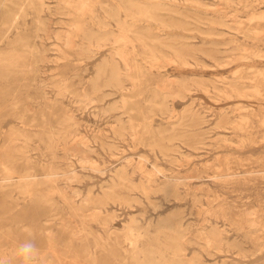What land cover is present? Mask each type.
Segmentation results:
<instances>
[{"label": "rangeland", "instance_id": "rangeland-1", "mask_svg": "<svg viewBox=\"0 0 264 264\" xmlns=\"http://www.w3.org/2000/svg\"><path fill=\"white\" fill-rule=\"evenodd\" d=\"M82 1L87 5H80ZM138 1L157 4V18L139 17L134 25L121 28L112 11L117 0H44L41 10L31 0H0V21L13 23L8 35L19 39L16 53L24 57L0 61V126L22 129L21 138L13 141L15 147L11 144L12 179L31 181L26 191L18 185L0 188V231L18 234V242L28 237L27 228H33L39 239L49 238L28 264H49L53 259L52 264H136L147 248H156L168 259L183 258L188 264H264V82H259L260 78L264 81V0ZM253 12L259 13L257 20L251 19ZM119 17L128 19L124 11ZM237 19L253 26V33H246ZM122 31H126L125 38L113 42L116 36L125 35ZM95 33L113 39L95 48L89 41V34ZM118 45L125 48L123 52ZM7 46L0 41V50ZM36 47L45 49L43 61H33ZM252 51L256 56H249ZM112 52L123 71L137 64L145 68L136 83L126 79L124 88L116 87L106 82L108 74L97 77L98 66ZM3 71L11 74L3 77ZM173 90H179L180 97L164 98ZM122 96L127 98L125 106ZM116 100L117 108H111ZM25 109L27 115L45 116L46 124L25 125L16 116ZM44 131L57 136L50 142ZM2 168L0 164V176ZM143 171L150 175L144 172V176ZM75 206L82 207V212ZM133 216L137 222L126 229ZM178 219L183 222L181 233ZM67 223L82 237L71 238L65 230ZM208 229L218 230V236ZM211 235L218 237L215 243ZM10 242L0 259L6 264H25L12 251L11 238ZM177 245H181L179 251Z\"/></svg>", "mask_w": 264, "mask_h": 264}, {"label": "bare ground", "instance_id": "bare-ground-1", "mask_svg": "<svg viewBox=\"0 0 264 264\" xmlns=\"http://www.w3.org/2000/svg\"><path fill=\"white\" fill-rule=\"evenodd\" d=\"M32 2H33V4H35V7H36V9H38V10H41L42 9V6L45 4V2H44V0H31ZM86 1H88V0H86ZM186 1V0H185ZM192 1V0H191ZM199 1V0H198ZM241 1V0H240ZM243 1V0H242ZM246 1V0H245ZM117 4L116 5H114L113 7H112V11H113V14H114V16L116 17V20H117V22H118V24L121 26V28L123 27H125L126 26V24H130V25H134L135 24V22H137L138 20H140L139 19V17H144V18H152V19H154V18H157L156 17V14L154 13V9H156V7L158 6L157 4H155V5H145L144 3L142 4L140 1H138V0H117ZM174 2V1H173ZM229 2V1H228ZM232 2V1H231ZM66 3H68V2H66ZM82 4H80V5H87L86 4V2H84L83 3V1L81 2ZM161 3V2H160ZM254 3V2H253ZM92 4V3H91ZM104 4V3H103ZM199 4V3H198ZM201 4V3H200ZM247 4V3H246ZM74 5V4H73ZM47 6V5H46ZM167 6V5H166ZM79 7V6H78ZM77 7V8H78ZM87 7V6H86ZM173 7V6H172ZM82 8V7H81ZM81 8H79V11H80V9ZM184 8H185V6H184ZM68 9V8H67ZM76 9V8H75ZM83 9V8H82ZM172 9V8H171ZM173 10H174V8H173ZM83 11V10H82ZM81 11V12H82ZM121 11H124L125 12V15H126V17L128 18V19H123V18H120L119 17V13H121ZM165 12V11H164ZM175 12V11H174ZM180 13V12H179ZM222 13V12H221ZM235 13V12H234ZM62 14V13H61ZM69 14V13H68ZM70 14H73V13H70ZM217 14V13H216ZM262 14V13H261ZM258 15H259V13H257V12H253V14L251 15V19H253L254 20V18L256 19V18H258ZM17 16V15H16ZM162 17V16H161ZM226 17V16H225ZM224 17V18H225ZM263 17H264V15H263ZM221 18V17H220ZM250 18V17H249ZM241 19V18H240ZM240 19H237V21H238V24H239V26L241 27V28H243L244 29V31L246 32V33H248V32H252V31H254L251 27H253V26H251V25H246V24H244V21L243 20H240ZM49 20V19H48ZM252 20V21H253ZM257 20V19H256ZM39 22H41L40 20H39ZM69 22V21H68ZM116 22V21H115ZM250 22V21H249ZM163 24H164V22H162ZM181 23H183V22H181ZM219 23V22H218ZM233 23H235V22H233ZM222 24V23H221ZM225 25H226V23H224ZM74 25V24H73ZM165 25V24H164ZM230 27H231V25L230 24H228ZM227 25V26H228ZM253 25V24H252ZM12 26H13V23H11L10 21H0V41H4V42H6V43H8V48L7 49H5V51H3V50H0V61H21V60H23V56L22 55H20V54H18V53H16V51H17V47H16V43L19 41V39L18 38H11L10 39V37H9V35H8V33H9V31L11 30V28H12ZM183 26V25H182ZM181 26V27H182ZM71 27V26H70ZM169 27V26H168ZM76 28V27H75ZM104 28V27H103ZM165 28V27H164ZM233 28V27H232ZM60 29V28H59ZM233 29H236V28H233ZM255 29H256V27H255ZM51 30V29H50ZM61 30V29H60ZM119 30H122V29H119ZM261 30V29H260ZM67 31V30H66ZM66 31H64V33L66 32ZM124 31V30H123ZM121 32V33H126V31L125 32ZM130 31V30H129ZM128 31V32H129ZM237 31V30H236ZM264 31V30H263ZM56 32V31H55ZM53 33V34H56V33ZM111 32V31H110ZM134 32V31H133ZM165 32V31H164ZM260 32H262V31H260ZM259 32V33H260ZM59 33V32H58ZM57 33V34H58ZM67 33H68V35H67ZM135 33H137V32H135ZM201 33V32H200ZM239 33V32H238ZM246 33H244V34H246ZM253 33V32H252ZM56 34V35H57ZM67 36H69V32H66L65 33ZM141 34V33H140ZM220 34V33H219ZM243 34V35H244ZM256 34V33H255ZM56 35H54V36H56ZM142 35V34H141ZM145 35V34H144ZM248 34H246V35H244V36H247ZM257 35L259 36V34L257 33ZM58 36V35H57ZM61 36V35H60ZM116 36V35H115ZM125 36H126V34L125 35H119V36H116V38H114V40H113V42H118L119 41V39L121 40V39H124L125 38ZM163 36V35H162ZM219 36V35H218ZM251 36V37H250ZM249 38H252V35H249L248 36ZM247 37V38H248ZM57 38V37H56ZM69 39H70V36L68 37ZM147 38V37H146ZM255 39L257 38V39H259L258 37H254ZM23 39V38H22ZM67 39V38H66ZM65 39V41L67 42V40ZM113 38L112 37H110L109 36V34H106V33H95V34H89V41L94 45V47L96 46V47H104V46H106L107 45V41H109V40H112ZM150 39V38H149ZM152 39H155V37L154 38H152ZM158 39H160V38H158ZM161 39H162V37H161ZM59 40V39H58ZM131 40H132V37H131ZM141 40H142V38H141ZM167 40V39H166ZM232 40V39H231ZM63 41V40H62ZM61 41V42H62ZM235 41H236V39H235ZM64 42V41H63ZM65 42V45H67V43ZM126 42H128V41H126ZM231 42H233V41H231ZM230 42V43H231ZM110 43H112V42H110ZM134 43V42H133ZM228 43V42H227ZM10 44V45H9ZM52 44H54L55 45V43H52ZM92 44H91V46H92ZM164 44V43H163ZM166 44V43H165ZM168 44V43H167ZM56 45H58V44H56ZM55 45V46H56ZM148 45V44H147ZM179 45V44H178ZM213 45V44H212ZM53 46V45H52ZM59 46V45H58ZM68 46V45H67ZM70 46V45H69ZM72 46V45H71ZM91 46H89V51H94L93 50V48L91 47ZM167 46V45H166ZM169 46V45H168ZM173 46H175L174 44H173ZM216 46V45H215ZM95 47V48H96ZM113 47H115V46H113ZM118 48H120L119 47V45L117 46ZM134 47V46H133ZM145 47H146V45H145ZM171 48H172V46H170ZM238 47V46H237ZM239 47H241V46H239ZM238 47V48H239ZM135 48V47H134ZM155 48V47H154ZM154 48L152 47V51H154L153 53L155 54V50H154ZM59 49V48H58ZM101 49V48H100ZM113 49H115V48H113ZM121 49V51H122V49H125V48H123V47H121L120 48ZM119 49V50H120ZM173 49V48H172ZM176 49V48H175ZM174 49V50H175ZM235 49V48H234ZM241 49V48H240ZM245 49V48H244ZM248 49V48H247ZM252 49V48H251ZM251 49H248V50H246V51H250ZM254 49V48H253ZM48 50V49H47ZM118 49H116V54H117V52H119V51H117ZM178 50V49H177ZM239 50V49H238ZM44 51H45V49H43V50H40L39 48H37L36 47V54H35V57L33 58V61H43L46 57H45V54H44ZM87 51V50H86ZM120 51V52H121ZM161 51V50H160ZM234 51V50H233ZM232 51V52H233ZM237 51V50H236ZM241 51V50H240ZM242 51H244V50H242ZM258 51V50H257ZM123 52V51H122ZM162 52V51H161ZM160 52V53H161ZM175 52H177V51H175ZM201 52V51H200ZM235 52V51H234ZM233 52V53H234ZM253 52V53H252ZM252 52H250L249 53V56H250V54H255V52L254 51H252ZM153 54V55H154ZM176 54H178V55H180L179 53H176ZM225 54V53H224ZM243 54V53H242ZM119 55H121V54H119L118 53V56ZM166 55V54H165ZM183 55V54H182ZM238 55V54H237ZM150 56V55H149ZM169 56V55H168ZM170 56H172L171 55V53H170ZM169 56V57H170ZM184 56V55H183ZM188 56H190V55H188ZM210 56V55H209ZM242 56V55H241ZM247 56V55H246ZM255 56H256V54H255ZM261 56V55H260ZM55 57V56H54ZM120 57V56H119ZM208 57V56H207ZM236 57V56H235ZM234 57V58H235ZM121 58H122V56H121ZM155 58V57H154ZM153 58V59H154ZM232 59V60H235V59ZM244 58H247V57H244ZM59 59V58H58ZM61 59V58H60ZM59 59V60H60ZM185 59V58H184ZM193 59V58H192ZM223 59V58H222ZM230 59V58H229ZM236 59L238 60V57H236ZM242 59V58H241ZM248 59V58H247ZM61 60H64V59H61ZM135 60H137V59H135ZM160 60V59H159ZM166 60H169L170 61V59L169 58H167ZM172 60H173V57H172ZM171 60V61H172ZM187 60V59H186ZM218 60V59H217ZM228 60V59H227ZM231 60V59H230ZM231 60V61H232ZM236 60V61H237ZM102 61H104V62H102L99 66H98V69H97V77L98 78H100L103 74H108V77H107V79H106V82L108 83V84H110V85H114V86H116V87H123V82H124V80H126V79H128V80H130V82H132L133 84L134 83H136V81H137V79H138V76H139V74L141 73V72H143V69H145V68H142V66H141V64H137V65H135L134 66V68H127L125 71H123L122 69H121V67L119 66V64H118V62H117V59L115 58V56H114V53L112 52V54H111V57L110 58H105L104 60H102ZM124 61V60H123ZM133 61V60H132ZM155 61V60H154ZM162 61V60H161ZM219 61H222V60H219ZM224 61H226V60H224ZM137 62V61H136ZM163 62V61H162ZM186 62H188V61H186ZM190 62V61H189ZM206 62V61H205ZM204 62V63H205ZM227 62V61H226ZM124 63V62H123ZM133 63H134V61H133ZM215 63H218V62H215ZM222 64H224V63H222ZM221 64V65H222ZM125 65H128V63H126ZM150 65H151V63H150ZM193 65V64H192ZM219 65V64H218ZM228 65V64H227ZM22 66V65H21ZM152 66H153V64H152ZM211 66V65H210ZM216 67V66H215ZM243 67V66H242ZM246 67V66H245ZM253 67L254 66H252V68L251 69H253ZM153 68V67H152ZM255 68V67H254ZM260 68V67H259ZM160 69H161V66H160ZM250 69V70H251ZM261 69V68H260ZM264 69V68H263ZM240 70V69H239ZM247 70V69H246ZM235 71V70H234ZM249 71V70H248ZM254 71L256 72V70L254 69ZM257 71H261V70H257ZM262 71H264V70H262ZM262 71H261V73H262ZM3 72H5V73H2V75H3V77H5V76H9V74H11V71H3ZM13 72V71H12ZM242 72V71H241ZM244 72V71H243ZM245 73V72H244ZM244 73H243V75H244ZM250 74V73H249ZM252 74H254V73H252ZM257 74V73H256ZM258 75H260V74H258ZM263 75V74H262ZM169 76V75H168ZM236 76V75H235ZM241 76V75H240ZM250 76V75H249ZM253 76V75H252ZM254 76H255V74H254ZM257 76V75H256ZM264 76V75H263ZM234 77V76H233ZM244 77H245V75H244ZM259 77H261V76H258L257 78H259ZM203 78V77H202ZM225 78V77H224ZM240 78H242V77H240ZM245 78H248V77H245ZM250 78V77H249ZM254 78H256V77H254ZM173 79V78H172ZM172 79H170V80H172ZM178 79V78H177ZM220 79V78H219ZM227 79V78H226ZM263 79V78H262ZM174 80V79H173ZM225 80V79H224ZM230 80V79H229ZM243 80V79H242ZM245 80V79H244ZM247 80V79H246ZM185 81V80H184ZM226 81V80H225ZM228 81V80H227ZM226 81V82H227ZM240 81V80H239ZM252 81H254L253 79H252ZM257 81H258V79H257ZM211 82V81H210ZM224 82V81H223ZM251 82V81H250ZM259 82H264V81H261V78H260V81ZM139 83H140V81H139ZM212 83V82H211ZM234 83V82H233ZM254 83H255V81H254ZM184 84H185V82H184ZM184 84H182V85H184ZM225 84V83H224ZM228 84H230V83H228ZM238 84V83H237ZM240 84V83H239ZM259 84V83H258ZM130 85V84H129ZM160 84H158L157 86H159ZM198 85V84H197ZM203 85V84H202ZM232 85H234V84H232ZM242 85V84H241ZM244 85V84H243ZM246 85H247V83H246ZM256 85V84H255ZM255 85H253V86H255ZM260 85V84H259ZM258 85V86H259ZM264 85V84H263ZM125 86V85H124ZM170 86V85H169ZM199 86V85H198ZM204 86V85H203ZM208 86V85H207ZM238 86V85H237ZM245 86V85H244ZM160 87H161V85H160ZM188 87V86H187ZM200 87V86H199ZM216 87V86H215ZM225 87V86H224ZM223 87V88H224ZM229 87H231L230 85H229ZM236 87V86H235ZM246 87H248V86H246ZM249 87H250V85H249ZM256 87V86H255ZM254 87V88H255ZM124 88V87H123ZM155 88V87H154ZM203 88V87H202ZM205 88H206V86H205ZM208 88H209V86H208ZM222 87H220V89H221ZM237 88V87H236ZM257 88V87H256ZM264 88V87H263ZM121 89V88H120ZM135 89V88H134ZM157 89V88H156ZM155 89V90H156ZM161 89V88H160ZM177 89V88H176ZM204 89V88H203ZM217 89V88H216ZM225 89V88H224ZM251 90H252V88H250ZM249 89V90H250ZM162 90V89H161ZM205 90H207V89H205ZM226 90V89H225ZM228 90V89H227ZM226 90V91H227ZM234 91H235V89H233ZM242 90H243V88H242ZM249 90H245V91H249ZM256 90V89H255ZM263 90V89H262ZM154 91V90H153ZM177 90H173V91H170V92H164L165 93V97L164 98H166L168 95H174V97L176 96V95H180L178 92H179V90H178V92H176ZM219 91V90H218ZM233 91V92H234ZM245 91H244V93H245ZM256 91H258V90H256ZM190 92V91H189ZM208 92V91H207ZM210 92H212V91H210ZM220 92V91H219ZM236 92V91H235ZM252 92V91H251ZM154 93V92H153ZM222 93V92H221ZM224 93V92H223ZM227 93V92H226ZM230 93V92H229ZM228 93V94H229ZM238 93V92H237ZM253 93H255V91L253 92ZM261 92L259 91V94H260ZM155 94V93H154ZM236 94V93H235ZM247 94V93H246ZM246 94H244V95H246ZM252 94V93H251ZM159 95V93L158 92H156V96H158ZM210 95V94H209ZM219 95V94H218ZM224 95V94H223ZM240 95H241V93H240ZM248 95V94H247ZM107 96H109L108 94H107ZM214 96V95H213ZM215 96H216V94H215ZM224 96H226V95H224ZM230 96H232V95H230ZM238 96H239V94H238ZM249 96V95H248ZM261 96H263V98H264V95L262 94ZM124 96H122V99H123V106H125L126 105V103H127V98H123ZM169 97H171V96H169ZM180 97V96H179ZM184 97H186V96H184ZM218 97H220V96H218ZM228 97V96H227ZM226 97V98H227ZM243 97V96H242ZM249 97H251V96H249ZM257 97V96H256ZM134 98V97H133ZM155 98V97H154ZM216 98V97H215ZM231 98V97H230ZM54 99V98H53ZM56 99V98H55ZM220 99V98H219ZM256 99V98H255ZM150 100H151V98H150ZM150 100H149V102H150ZM257 100V99H256ZM94 101H96V100H94ZM152 101V100H151ZM85 102V101H84ZM114 102H116V103H112V105H111V108H117V100L116 101H114ZM168 102V101H167ZM219 102V101H218ZM221 102V101H220ZM193 103V102H192ZM192 103H190V104H192ZM240 103V102H239ZM160 104V103H159ZM163 105H165V103L163 102ZM193 105V104H192ZM240 105V104H239ZM264 105V104H263ZM30 106V105H29ZM166 106V105H165ZM257 106H260V105H257ZM120 107V106H119ZM118 107V108H119ZM167 107V106H166ZM243 107V106H242ZM246 107V106H245ZM263 107V106H262ZM261 107V108H262ZM168 108V107H167ZM249 108V107H248ZM251 108V107H250ZM121 109V108H120ZM207 109V108H206ZM225 109V108H224ZM112 110V109H111ZM132 110V109H131ZM192 110V109H191ZM190 110V111H191ZM239 110V109H238ZM70 111V110H69ZM167 111H169V110H167ZM188 111V110H187ZM221 111H223V110H221ZM240 111V110H239ZM256 111V110H255ZM254 111V112H255ZM162 112V111H161ZM263 112V111H262ZM261 112V113H262ZM27 113H28V110H24V111H17V114H16V116L20 119V121L21 122H23L25 125H38V123L37 122H39V121H41V125H45L46 124V122H45V116H43L42 117V119H39L37 116H35V114H33V115H27ZM124 113V112H123ZM264 114V113H263ZM253 115V114H252ZM241 116V115H240ZM244 116V115H243ZM131 117V116H130ZM129 117V118H130ZM246 116H244L243 118H245ZM263 117V116H262ZM76 118V117H75ZM205 118V117H204ZM249 118V117H248ZM131 119H132V117H131ZM130 119V120H131ZM240 119V118H239ZM239 119L238 120H236V123H237V121H239ZM264 119V118H263ZM129 120V119H128ZM181 120V119H180ZM248 120V119H247ZM137 121V120H136ZM249 121V120H248ZM124 122H125V120H124ZM140 123V122H139ZM186 123V122H185ZM232 123H235V122H232ZM245 123V122H244ZM244 123H243V126H244ZM249 123V122H248ZM264 123V122H263ZM114 124H116V123H114ZM125 124V123H124ZM130 124H131V121H130ZM241 124V123H240ZM239 123H238V126L237 127H240L239 125H240ZM133 125V124H132ZM171 125H173V124H171ZM220 125V124H219ZM263 125V124H262ZM133 126H135V125H133ZM174 126V125H173ZM52 128L54 127V126H51ZM226 127V126H225ZM244 127H246V124H245V126ZM77 128V127H76ZM136 128V127H135ZM134 127H133V130H136ZM236 128V127H235ZM240 128H242V126L240 127ZM3 129V130H2ZM70 128H67V130H69ZM122 129H124V128H122ZM238 129V128H237ZM20 130H22L21 128H19V127H17L16 125H13V126H11L10 128H8L7 130H5L4 129V127H2V126H0V138H1V140H0V156H2V159H1V161H0V164L3 166V168H2V176H0V188H4V187H9V186H13V185H18V186H20L21 188H23V190L24 191H26L28 188H29V186H30V182L31 181H29L28 179H25V178H23V180L22 181H19V182H14L13 181V166L11 165V162L13 161V154H12V148H11V144H12V142L13 141H15L16 139H19V138H21L20 137V135H21V132H20ZM76 131H77V129H75ZM168 130V129H167ZM172 130H173V127H172ZM169 131H171V129L169 130ZM194 131V130H193ZM245 131V130H244ZM65 132V131H64ZM118 132V131H117ZM128 132H129V130H128ZM166 132V131H165ZM168 132V131H167ZM176 132V131H175ZM190 132V131H189ZM44 133L48 136V138H49V140H50V142L51 141H53L54 140V138L57 136L56 135V132H53V131H50V132H48V131H44ZM137 133V132H136ZM136 133H134L135 134V136H136ZM212 133V132H211ZM71 134H73V133H71ZM101 134V133H100ZM122 134V133H121ZM132 134V133H131ZM130 134V135H131ZM161 134H163L162 132H161ZM125 135V134H124ZM138 135V134H137ZM183 135V134H182ZM222 135V134H221ZM224 135V134H223ZM22 136V135H21ZM120 136V135H119ZM25 137V136H24ZM168 137V136H167ZM167 137H166V139H167ZM176 137H177V135H176ZM124 138V137H123ZM136 138V137H135ZM184 138V137H183ZM137 139H138V137H137ZM151 139V138H150ZM171 139V138H170ZM173 139H174V135H173ZM242 139V138H241ZM261 139V138H260ZM78 140H79V138H78ZM140 140H141V138H140ZM17 141V140H16ZM156 141V140H155ZM3 142V143H2ZM171 142V141H170ZM238 142V141H237ZM253 142V141H252ZM2 143V144H1ZM14 143L15 142H13V146H14ZM17 143V142H16ZM71 143V142H70ZM114 143V142H113ZM113 143H111V144H113ZM154 143H156V142H154ZM232 143V142H231ZM239 143V142H238ZM72 144H74V143H72ZM84 143H82V145H83ZM129 144V143H128ZM1 145H3V146H1ZM20 145V144H19ZM18 145V146H19ZM106 145V144H105ZM115 145V144H114ZM151 145V144H150ZM154 145V144H153ZM235 145H236V143H235ZM243 145V144H242ZM72 146H74V145H72ZM160 146V145H159ZM158 146V147H159ZM176 146V145H175ZM174 146V147H175ZM179 145H177V147H178ZM209 146V145H208ZM244 146V145H243ZM2 147V148H1ZM15 147V146H14ZM70 147V146H69ZM74 147H77V146H74ZM80 147V146H79ZM89 147V146H88ZM110 147V146H109ZM112 147V146H111ZM168 147V146H167ZM171 147V146H170ZM173 147V148H174ZM239 147V146H238ZM241 147V146H240ZM16 148H17V146H16ZM22 148V147H21ZM78 148V147H77ZM116 148V147H115ZM172 148V147H171ZM196 148H197V146H196ZM18 150H20V149H18ZM70 150H74V149H70ZM78 150V149H77ZM76 150V151H77ZM80 150V149H79ZM93 150V149H92ZM174 150V149H173ZM69 151V150H68ZM167 151V150H166ZM177 151V150H176ZM79 152V151H78ZM24 153V152H23ZM72 153V152H71ZM74 153H76V152H73V155H74ZM85 153V152H84ZM83 153V154H84ZM86 154V153H85ZM252 154V153H251ZM72 155V154H71ZM218 155V154H217ZM56 157V156H55ZM65 157V156H64ZM84 157H86V156H84ZM87 157H89L90 158V156H87ZM86 157V158H87ZM175 157V156H174ZM193 157V156H192ZM56 159H57V157H56ZM66 159V158H65ZM91 159V158H90ZM149 159V158H148ZM192 159V158H191ZM66 160H68V159H66ZM81 160V159H80ZM134 160H136V159H134ZM139 160V159H138ZM172 160V159H171ZM170 160V161H171ZM175 160V159H174ZM220 160V159H219ZM239 160H241V159H239ZM81 161H83V159L81 160ZM86 161H87V159H86ZM93 161H95V160H93ZM126 161H128V160H126ZM190 161V160H189ZM243 161V160H242ZM246 161V160H245ZM78 162V161H77ZM85 161H83V164H85L84 163ZM90 162V161H89ZM139 162V161H138ZM187 162V161H186ZM219 162V161H218ZM88 163V162H87ZM97 163V162H96ZM131 163V162H130ZM140 163V162H139ZM212 163V162H211ZM92 164H95V163H91V165H90V167L92 166ZM174 164V163H173ZM51 165V164H50ZM131 165V164H130ZM138 165V164H137ZM185 165V164H184ZM66 166H67V164H66ZM138 166H141V163H140V165H138ZM182 166V165H181ZM58 167V166H57ZM71 167V166H70ZM93 167V166H92ZM94 167H96V165L94 166ZM97 167H98V165H97ZM208 167V166H207ZM123 169L124 167H120V169ZM134 168V167H133ZM142 168H143V166H142ZM230 168V167H229ZM68 169H69V167H68ZM121 169V170H122ZM140 169H141V167H140ZM145 169V168H144ZM51 170H53V169H51ZM54 170H55V168H54ZM65 170V169H64ZM120 170V171H121ZM149 170V169H148ZM237 170V169H236ZM123 171V173L122 174H124V170H122ZM155 171V170H154ZM153 171V172H154ZM119 172V171H118ZM144 172H146V171H143V174H144ZM150 172V171H149ZM149 172H146V173H148L149 175H150V173ZM156 172V171H155ZM154 172V173H155ZM190 172V171H189ZM73 174H74V171L72 172ZM76 173V172H75ZM105 173V172H104ZM121 173V172H120ZM73 174H71L72 175V177H74L73 176ZM151 174H153V173H151ZM155 174H157V173H155ZM186 174V173H185ZM190 174V173H189ZM69 175H70V173H69ZM70 175V176H71ZM75 175V174H74ZM120 175V174H119ZM118 175V176H119ZM158 175V174H157ZM187 175V174H186ZM59 176V175H58ZM68 176V175H67ZM69 176V177H70ZM116 176V175H115ZM144 176H146L145 174H144ZM148 176V175H147ZM25 177V176H24ZM49 177V176H48ZM72 177H70V180H71V178ZM76 177H78V176H76ZM122 177V176H121ZM126 177H128V176H126ZM155 177H157V176H155ZM246 177V176H245ZM120 178V177H119ZM124 178V177H123ZM123 178H122V180H123ZM129 178V177H128ZM58 179V178H57ZM130 179V178H129ZM141 179V178H140ZM147 179V178H146ZM168 179V178H167ZM166 179V180H167ZM47 180H49V179H47ZM79 180V179H78ZM147 180H149L150 181V179H147ZM153 179H152V176H151V181H152ZM69 181V180H68ZM115 181V179H113V182ZM150 181V182H151ZM175 181H176V179H175ZM124 182V181H123ZM153 182V181H152ZM172 182V181H171ZM253 182V181H252ZM116 183H117V181H116ZM132 183H135V182H132ZM132 183H130V185L132 184ZM140 183V182H139ZM154 183V182H153ZM156 183V182H155ZM157 183L159 184V182L157 181ZM173 183V182H172ZM178 183V182H177ZM146 185V183L144 182L143 183V185ZM170 184V183H169ZM176 184V183H175ZM242 184V183H241ZM100 185H102V184H100ZM123 185V187H126V188H129L130 189V187H128V186H124V184H122ZM150 185V184H149ZM157 185V184H156ZM186 185V184H185ZM110 186V185H109ZM119 186V185H118ZM136 186H137V184H136ZM165 186V185H164ZM167 186V185H166ZM169 186V185H168ZM174 186V185H173ZM178 186V185H177ZM113 187V186H112ZM138 187H139V185H138ZM144 187V186H143ZM150 187V186H149ZM157 187H160V186H158L157 185ZM170 187V186H169ZM175 187V186H174ZM57 188V187H56ZM135 188V187H134ZM137 188V187H136ZM135 188V189H136ZM146 188V187H145ZM152 188H155V187H153L152 186ZM151 188V189H152ZM166 188V187H165ZM212 188V187H211ZM254 188V187H253ZM62 189V188H61ZM138 189V188H137ZM140 189V188H139ZM144 189V188H143ZM147 189V188H146ZM151 189H149V190H151ZM167 189H168V187H167ZM172 189V188H171ZM171 189H170V192H171ZM57 190V189H56ZM64 190V189H63ZM62 190V191H63ZM104 190V189H103ZM153 190V189H152ZM169 190V189H168ZM198 190V189H197ZM203 190V189H202ZM228 190V189H227ZM58 191H59V193L61 192L59 189H58ZM154 191V190H153ZM161 191H162V189H161ZM210 191V190H209ZM72 193H73V191H71ZM173 192V191H172ZM30 193V192H29ZM80 193V192H79ZM168 193V192H167ZM174 193V192H173ZM209 193V192H208ZM171 194V193H170ZM175 194V193H174ZM188 194V193H187ZM197 194V193H196ZM62 195V194H61ZM60 195V196H61ZM65 195V194H64ZM126 195H128V194H126ZM145 195V194H144ZM149 195V194H148ZM166 195V194H165ZM63 196V195H62ZM78 196V195H77ZM116 196H118L119 197V195H116ZM64 197V196H63ZM68 197V196H67ZM183 197V196H182ZM73 198V197H72ZM121 198V197H120ZM62 199V198H61ZM85 199H87V197L85 198ZM122 199V198H121ZM124 199H126V197L124 198ZM130 199H132V198H130ZM213 199V198H212ZM211 199V200H212ZM246 199V198H245ZM134 200V199H133ZM150 200V199H149ZM171 200V199H170ZM80 201V200H79ZM86 201V200H85ZM125 201H128V200H125ZM162 201V200H161ZM168 201V200H167ZM210 201V200H209ZM47 202V201H46ZM49 202V201H48ZM154 202H155V200H154ZM233 202V201H232ZM86 203H89V199H87V201H86ZM85 204V203H84ZM90 204V203H89ZM94 204V203H93ZM92 204V205H93ZM95 205H96V203H95ZM159 205V204H158ZM63 206V205H62ZM192 206H194V205H192ZM76 207V206H75ZM101 207V206H100ZM91 208V207H90ZM96 208V207H95ZM179 208V207H178ZM205 208H206V206H205ZM240 208V207H239ZM251 208V207H250ZM255 208V207H254ZM76 209H77V211L78 212H82V210H83V208L81 207H76ZM105 209V208H104ZM193 209V208H192ZM201 209V208H200ZM259 209H260V207H259ZM100 210H101V208H100ZM100 210H98L97 212H96V209H95V213H100ZM175 210V209H174ZM245 210V209H244ZM86 211V210H85ZM227 211V210H226ZM247 211V210H246ZM250 211V210H249ZM252 211H254V210H252ZM215 212V211H214ZM90 212H88V214H89ZM94 213V214H95ZM177 213H179V212H177ZM246 213V212H245ZM249 213V212H248ZM247 213V214H248ZM80 214V213H79ZM91 214V213H90ZM101 214V213H100ZM92 215V214H91ZM179 215H181V214H179ZM213 215V214H212ZM258 215H260L259 213H258ZM54 216V215H53ZM52 216V217H53ZM56 216V215H55ZM54 216V217H55ZM71 216V215H70ZM174 216H176L177 217V215H174ZM173 216V217H174ZM243 216V215H242ZM66 217V216H65ZM69 217V216H68ZM84 217V216H83ZM97 217V216H96ZM134 217V216H133ZM179 217V216H178ZM177 217V218H178ZM181 217V220L183 221V219H182V216H180ZM179 217V218H180ZM85 218V217H84ZM84 218H83V220H84ZM71 219H73V218H71ZM132 219V218H131ZM162 219V218H161ZM167 219V218H166ZM175 219V218H174ZM235 219V218H234ZM62 220V219H61ZM60 220V221H61ZM64 220V219H63ZM74 220V219H73ZM136 220V217H134L133 218V220H132V222H129V223H126L127 225H126V227H129V228H126V229H130L131 230V226L133 225V224H135V222H137V221H135ZM158 220V219H157ZM180 219H178V222H177V224H178V226H179V228H180V233L181 232H183V222L181 221ZM236 220V219H235ZM248 220V219H247ZM260 220V219H259ZM47 221V220H46ZM45 221V222H46ZM168 221V220H167ZM251 221H252V219H251ZM48 222V221H47ZM83 222V221H82ZM82 222H80V223H82ZM154 222V221H153ZM174 222V221H173ZM173 222L171 223V225L173 224ZM206 222V221H205ZM253 222H255V221H253ZM72 223H75V220H74V222H72ZM160 223V222H159ZM170 223V222H169ZM253 224V223H252ZM255 225H259L260 223H258V222H256V223H254ZM65 225V224H64ZM71 225H74V224H71ZM76 225V224H75ZM159 225V224H158ZM174 225V224H173ZM172 225V227H174ZM217 225V224H216ZM243 225V224H242ZM242 225L240 226V227H242ZM159 226H161V225H159ZM166 226V225H165ZM170 228H172L171 226H170V224L168 225ZM219 226V225H218ZM74 227V226H73ZM79 227V226H78ZM134 227V226H133ZM136 227V226H135ZM162 228H163V226H161ZM161 227L160 228H158V230L159 229H161ZM176 227V226H175ZM174 227V228H175ZM256 227V226H255ZM259 227V226H258ZM25 228V227H24ZM156 228V229H157ZM173 228V229H174ZM214 228V227H213ZM243 228V227H242ZM251 228H252V226H251ZM76 229V228H75ZM79 228H77V230H78ZM133 229V228H132ZM216 229V228H215ZM244 229V228H243ZM46 230V229H45ZM65 230H67L68 232H69V234H70V237L71 238H73V236L75 235L76 237L77 236H81L82 237V235L80 234V233H78V231H75L68 223L65 225ZM124 230V229H123ZM167 230H169V228L167 229ZM209 231H210V229H208ZM221 230V229H220ZM220 230H219V232H220ZM223 230V229H222ZM221 230V231H222ZM245 230V229H244ZM252 230V229H251ZM257 230H259V229H257ZM47 231V230H46ZM79 231H81V230H79ZM82 231H84L83 229H82ZM111 231V230H110ZM134 231H135V229H134ZM202 231H204V230H202ZM253 231V230H252ZM26 234L28 235V237H24V240L22 241V242H18L19 240H20V236L18 235V234H16L15 236L13 235V233H11V232H4V231H0V254H3L7 249H9L10 248V238L13 240V243H12V245H11V247H12V251L14 250V251H16V249L18 248V246L21 244V243H23V242H25L26 240H28V239H32L33 240V242L37 245V247H38V249H40V247H41V244L42 243H44L46 240H48L47 239V236H44V238L43 239H39V238H37V236L35 235V233H34V230H33V228H27L26 229ZM48 232V231H47ZM49 232H50V230H49ZM85 232V231H84ZM171 232V231H170ZM177 232H179V231H177ZM213 232V231H212ZM211 231H210V234L212 233ZM216 234H217V236H218V230H217V232H216V230L214 231ZM213 232V233H214ZM110 233V232H109ZM134 233V232H133ZM160 233H162V232H159V234ZM164 233H166V232H164ZM222 233V232H221ZM221 233H219V234H221ZM158 234V235H159ZM204 234H206V233H204ZM260 234V233H259ZM52 235V234H51ZM110 235V234H109ZM108 235V236H109ZM133 235V234H132ZM179 235H181V234H179ZM209 235V234H208ZM222 235V234H221ZM255 235V234H254ZM253 235V236H254ZM48 236L50 237V234H48ZM100 236V235H99ZM182 236V235H181ZM203 236H205V235H203ZM212 236V235H211ZM217 236H215L216 237V240H218L217 238ZM252 236V235H251ZM46 237V238H45ZM156 237V236H155ZM160 237V236H159ZM209 237V236H208ZM208 237L206 238V241L208 240H210V237H209V239H208ZM215 237H213L212 236V238L213 239H211L210 241H213V243H215L216 242V240H215V242H214V238ZM80 238V237H79ZM107 238V237H106ZM169 238V237H168ZM183 238V237H182ZM70 239V238H69ZM78 239V238H77ZM94 239H97V238H94ZM102 239V238H101ZM138 239H139V237H138ZM156 239V238H155ZM176 239V238H175ZM260 239V238H259ZM98 240V239H97ZM104 240V239H103ZM184 240V239H183ZM195 240V239H194ZM201 240V239H200ZM257 240H258V238H257ZM95 241V240H94ZM189 241V240H188ZM187 241V242H188ZM258 241H260V240H258ZM174 242H175V240H174ZM190 242H192L191 240H190ZM195 242V241H194ZM264 241H262V243H263ZM50 243V242H49ZM70 243V242H69ZM97 243V242H96ZM211 243V242H210ZM213 243H212V245H213ZM220 243V242H219ZM231 243V242H230ZM243 243V242H242ZM130 245H131V243H130ZM96 246V245H95ZM103 246V245H102ZM166 245H165V243H164V247H165ZM180 246L181 245H177L176 246V249H177V251H179L180 250ZM201 246V245H200ZM203 246V245H202ZM210 246V245H209ZM218 246V245H217ZM230 246V245H229ZM236 246V245H235ZM105 247V246H104ZM258 247H259V245H258ZM258 247H257V249H258ZM260 247H261V245H260ZM206 248H207V246H206ZM209 248V247H208ZM212 248V247H211ZM94 249H95V247H94ZM136 250V249H135ZM50 251V250H49ZM86 251V250H85ZM220 251H221V249H220ZM258 251V250H257ZM51 252V251H50ZM52 252H54V251H52ZM126 252V251H125ZM187 252V251H186ZM219 252V251H218ZM12 253V252H11ZM185 252H183V254H184ZM211 253V252H210ZM261 253V252H260ZM95 254V253H94ZM143 254V257H141V258H139L138 259V261H137V263L136 264H188V261H186L185 259H183V258H180V257H174V258H172V259H168L163 253H158V251H157V249L156 248H147V249H145L144 250V252L142 253ZM182 254V253H181ZM137 256L136 257H138V254H136ZM208 255H209V252H208ZM188 256V255H187ZM1 257V256H0ZM94 257H95V255H94ZM52 258H54V257H52ZM193 258V257H192ZM48 259V258H47ZM191 259V258H190ZM49 260V262H50V258L48 259ZM51 261H52V259H51ZM53 261H54V259H53ZM53 261H52V263H53ZM192 260H190V262H191ZM34 263V262H33ZM46 263V262H45ZM48 263V262H47ZM51 262L49 263V264H52ZM44 264V263H43ZM192 264V263H191ZM195 264V263H194ZM197 264V263H196Z\"/></svg>", "mask_w": 264, "mask_h": 264}, {"label": "clouds", "instance_id": "clouds-1", "mask_svg": "<svg viewBox=\"0 0 264 264\" xmlns=\"http://www.w3.org/2000/svg\"><path fill=\"white\" fill-rule=\"evenodd\" d=\"M15 255L28 264L39 256V249L32 239H28L18 246ZM0 264H6V261L0 259Z\"/></svg>", "mask_w": 264, "mask_h": 264}]
</instances>
